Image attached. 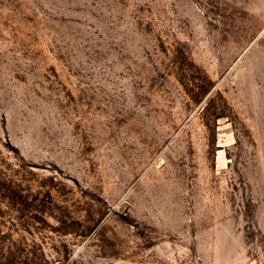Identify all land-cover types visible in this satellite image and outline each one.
Listing matches in <instances>:
<instances>
[{
	"label": "rangeland",
	"instance_id": "1",
	"mask_svg": "<svg viewBox=\"0 0 264 264\" xmlns=\"http://www.w3.org/2000/svg\"><path fill=\"white\" fill-rule=\"evenodd\" d=\"M0 264H264V0H0Z\"/></svg>",
	"mask_w": 264,
	"mask_h": 264
}]
</instances>
